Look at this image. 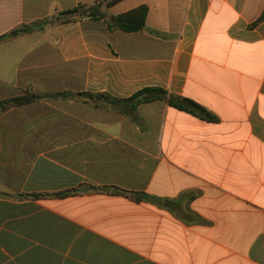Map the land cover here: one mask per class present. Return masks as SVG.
Here are the masks:
<instances>
[{
    "label": "crops",
    "instance_id": "0c3cea01",
    "mask_svg": "<svg viewBox=\"0 0 264 264\" xmlns=\"http://www.w3.org/2000/svg\"><path fill=\"white\" fill-rule=\"evenodd\" d=\"M142 5L143 30L112 28ZM80 6L100 16L58 20ZM263 13L264 0H0V37L36 25L0 41V102L41 96L0 112V264H264ZM146 88L214 118L123 101Z\"/></svg>",
    "mask_w": 264,
    "mask_h": 264
},
{
    "label": "trees",
    "instance_id": "16d2710c",
    "mask_svg": "<svg viewBox=\"0 0 264 264\" xmlns=\"http://www.w3.org/2000/svg\"><path fill=\"white\" fill-rule=\"evenodd\" d=\"M115 2L120 0H113ZM99 10L97 7H90L86 8L85 6H80L79 8L69 10L66 12H61L58 16V20L67 21L69 20V17H66V15H73V16H88V17H99L100 15ZM148 15V7L146 5L139 6L135 9H132L128 12L119 14L115 16L112 20V28L123 30L126 32H137L141 31L146 26V18ZM65 18H64V17ZM62 17V18H61ZM264 21V13L259 17V19L252 24V27L257 26L261 22ZM36 30V25H23L21 27L15 28L8 34L0 37V41L4 39H12L15 37H18L20 35L28 34ZM155 94V95H150ZM89 96H93V94H88ZM143 95H149L146 97H142ZM107 100H109L113 105L118 104V102H122L120 100H112L110 96L106 94L100 95ZM41 98L40 95H37L33 93L32 91H28L25 95L14 97L5 101L0 102V112L5 111L7 109H10L12 107H19L22 105L34 103L38 101ZM155 98L159 99H165L168 100V102L177 108L181 110H185L188 112H191L192 114L204 118V119H213L214 116L211 112H209L205 107L201 106L199 103L195 102L192 99L186 98V97H180L175 95H170L166 90L161 88H146L140 92H138L136 95H134L132 98L123 100V101H129L133 102L132 110L136 108L137 105L144 103V102H150L154 100Z\"/></svg>",
    "mask_w": 264,
    "mask_h": 264
},
{
    "label": "rangeland",
    "instance_id": "374dc122",
    "mask_svg": "<svg viewBox=\"0 0 264 264\" xmlns=\"http://www.w3.org/2000/svg\"><path fill=\"white\" fill-rule=\"evenodd\" d=\"M82 16V15H81Z\"/></svg>",
    "mask_w": 264,
    "mask_h": 264
}]
</instances>
